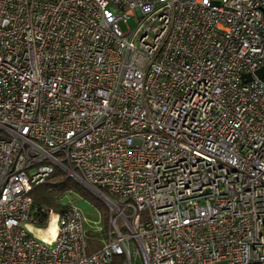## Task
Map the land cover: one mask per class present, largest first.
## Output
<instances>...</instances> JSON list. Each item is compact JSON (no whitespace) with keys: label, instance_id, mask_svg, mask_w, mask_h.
I'll return each instance as SVG.
<instances>
[{"label":"built area","instance_id":"2783aa9c","mask_svg":"<svg viewBox=\"0 0 264 264\" xmlns=\"http://www.w3.org/2000/svg\"><path fill=\"white\" fill-rule=\"evenodd\" d=\"M262 66L264 0H0V264H264ZM55 168L108 211L90 254L33 214Z\"/></svg>","mask_w":264,"mask_h":264},{"label":"trees","instance_id":"16d2710c","mask_svg":"<svg viewBox=\"0 0 264 264\" xmlns=\"http://www.w3.org/2000/svg\"><path fill=\"white\" fill-rule=\"evenodd\" d=\"M70 190H76L83 197L93 199L87 196L86 192L82 190V186L57 168L53 170L52 174L43 184L31 188L29 196L33 203V214L37 218L39 224H44L50 211L58 213L68 207V205H63L62 201ZM101 192L108 196L106 191L101 190ZM102 207L106 209L105 205ZM103 219L104 228L98 232L97 235L91 234V232L87 234V254L98 249L101 240L107 237L109 232L107 215L103 217Z\"/></svg>","mask_w":264,"mask_h":264},{"label":"rangeland","instance_id":"374dc122","mask_svg":"<svg viewBox=\"0 0 264 264\" xmlns=\"http://www.w3.org/2000/svg\"><path fill=\"white\" fill-rule=\"evenodd\" d=\"M129 24L130 26L134 25L133 18L129 20ZM82 190L86 192L88 197L93 198L94 200L83 197L76 190H70L64 196L62 203L63 205H72L73 207H75L81 213L84 227L87 232H91V234L93 233L97 235L98 232H100L104 228L103 217L107 215L108 211H106V209L102 207L104 206V203L101 202V200L95 194L83 187ZM30 234L39 243L47 244L45 243V241H49L48 237L42 232L39 233L36 231H31Z\"/></svg>","mask_w":264,"mask_h":264},{"label":"water","instance_id":"95a60500","mask_svg":"<svg viewBox=\"0 0 264 264\" xmlns=\"http://www.w3.org/2000/svg\"><path fill=\"white\" fill-rule=\"evenodd\" d=\"M252 75H253L254 77H256L257 79H260V80L264 79V66H262V67L256 69V70L253 72ZM252 75H251V74H242V75L240 76V78H241V82H242V83H247V82L251 81V79H252Z\"/></svg>","mask_w":264,"mask_h":264},{"label":"clouds","instance_id":"9594fccd","mask_svg":"<svg viewBox=\"0 0 264 264\" xmlns=\"http://www.w3.org/2000/svg\"><path fill=\"white\" fill-rule=\"evenodd\" d=\"M25 227H27L29 231H32V228H31V226H29V225H26ZM51 242H53V241H45V243H51Z\"/></svg>","mask_w":264,"mask_h":264},{"label":"snow or ice","instance_id":"6c2138e0","mask_svg":"<svg viewBox=\"0 0 264 264\" xmlns=\"http://www.w3.org/2000/svg\"><path fill=\"white\" fill-rule=\"evenodd\" d=\"M205 2H207V0H205Z\"/></svg>","mask_w":264,"mask_h":264},{"label":"bare ground","instance_id":"6f19581e","mask_svg":"<svg viewBox=\"0 0 264 264\" xmlns=\"http://www.w3.org/2000/svg\"><path fill=\"white\" fill-rule=\"evenodd\" d=\"M40 238V237H39Z\"/></svg>","mask_w":264,"mask_h":264}]
</instances>
